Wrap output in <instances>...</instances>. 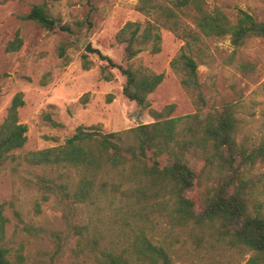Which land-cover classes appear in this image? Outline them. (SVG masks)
Here are the masks:
<instances>
[{
    "label": "trees",
    "instance_id": "trees-1",
    "mask_svg": "<svg viewBox=\"0 0 264 264\" xmlns=\"http://www.w3.org/2000/svg\"><path fill=\"white\" fill-rule=\"evenodd\" d=\"M136 9L152 17L153 22H127L117 32L115 42L125 45L124 58L132 60L149 43H153V53L159 52L158 31H172L184 46L171 68L180 76L182 87L194 95L197 112L172 117L175 104L161 111L151 109L154 122L135 127V139L129 142L121 133H105L100 125H81L63 145L17 156L13 152L25 146L28 127L19 118V109L25 105L23 94H16L0 126V169L14 163L12 170L19 173L21 164L26 163L73 170L78 177L75 183H65L61 181L64 173L48 178L25 171L26 183L41 191L44 200L49 194L61 197L69 233L63 236V232L33 225L25 230L54 242L52 260L64 251L73 235L75 256H84L95 264H173L166 248L154 243L141 223H137L136 231H122L127 247L119 250L118 243L110 239L116 229L107 227L99 213L103 199L118 193L151 208L170 205L177 223L192 225L196 231L214 230L253 251L250 264H264V206L258 198L260 185H264V172H259L264 165V140L256 145L239 141L242 124L237 103L217 101L215 89L201 82L198 70L201 63L208 62V40L229 38L234 51L226 64L235 65L244 75L254 72V63H236V55L249 39H264V20L258 21L241 10L233 22L221 10H207L204 0H139ZM24 19L48 30L56 27L47 2L33 5ZM67 48H60L61 56ZM86 50L97 53L105 62V80L113 77L109 69L119 70L125 77L123 95L145 109L150 107L148 96L162 83L164 74L125 67L91 46ZM83 57L84 68L89 69L91 62L87 55ZM198 161L203 162L199 171L193 166ZM202 181L205 186L197 198L189 196ZM79 205L82 214L90 210L88 221L77 219ZM5 206L0 204V264H13L4 245L9 223Z\"/></svg>",
    "mask_w": 264,
    "mask_h": 264
},
{
    "label": "rangeland",
    "instance_id": "rangeland-1",
    "mask_svg": "<svg viewBox=\"0 0 264 264\" xmlns=\"http://www.w3.org/2000/svg\"><path fill=\"white\" fill-rule=\"evenodd\" d=\"M138 1L0 0V126L14 96L22 93L25 105L19 109V118L28 127L25 146L15 150L14 155L63 145L81 125H100L105 133L118 132L125 142L133 141L132 130L139 126L138 120L144 125L152 123L150 110L161 111L170 104L176 105L172 117L197 112L194 95L182 87L180 76L171 68V62L184 46L172 31L163 28L158 31L159 52L153 53V43H149L130 61L124 58L125 45L115 42L117 32L127 22H153L152 17L137 11ZM45 2L56 22L54 30L24 19L33 5ZM204 6L209 11L221 10L233 22L241 10L258 21L264 20V0H204ZM208 41L210 56L207 63L199 65L200 80L215 89L217 101L237 103L242 124L239 141L256 145L264 140V39L251 38L237 52L236 63L244 60L255 65V71L248 75L235 65L226 64L234 51L229 38ZM64 45L68 48L61 56L60 48ZM88 46L125 67L164 74L162 83L148 96L150 107L145 109L123 95L125 77L119 70L109 69L113 77L105 80L102 73L105 62L97 53L88 52ZM83 55L91 62L89 69L84 68ZM13 166L11 163L0 169V204L6 203L4 214L9 218L4 245L12 263L95 264L84 256H75L73 235L64 251L52 260L54 242L25 230L33 225L63 232V236L69 233L61 197L49 194L48 200H44L41 191L26 183L24 172L48 178L64 173L62 182L75 183L78 178L75 171L23 163L19 173H14ZM193 166L199 171L203 162ZM259 172H264V165ZM204 186L202 181L188 195L196 199ZM260 189L258 198L264 206L263 184ZM102 206L99 216L107 227L116 229L110 239L118 243L119 250L128 246L122 231L131 228L136 231L137 223H141L152 241L166 248L173 264H250L254 255L247 247L222 238L214 230L196 231L192 225L177 223L170 205L151 208L117 193L115 197L104 198ZM82 213L79 205L77 219L88 221L90 210Z\"/></svg>",
    "mask_w": 264,
    "mask_h": 264
},
{
    "label": "water",
    "instance_id": "water-1",
    "mask_svg": "<svg viewBox=\"0 0 264 264\" xmlns=\"http://www.w3.org/2000/svg\"><path fill=\"white\" fill-rule=\"evenodd\" d=\"M138 124H139V126H142V125H144V122L142 120H138Z\"/></svg>",
    "mask_w": 264,
    "mask_h": 264
}]
</instances>
